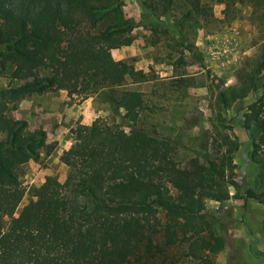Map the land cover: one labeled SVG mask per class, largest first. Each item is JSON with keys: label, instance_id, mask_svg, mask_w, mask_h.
I'll return each mask as SVG.
<instances>
[{"label": "trees", "instance_id": "obj_1", "mask_svg": "<svg viewBox=\"0 0 264 264\" xmlns=\"http://www.w3.org/2000/svg\"><path fill=\"white\" fill-rule=\"evenodd\" d=\"M152 13L206 16L201 0H139ZM121 0H0V264H214L225 238L213 229L206 201L224 202L228 186L243 200L264 204V88L242 112L241 127L258 157L255 179L236 178L239 141L224 132L201 142L184 160L178 144L141 124L150 110L143 68L115 59L134 24L119 14ZM264 57L228 95L227 108L256 91ZM235 87V88H234ZM51 89L87 96L102 92L119 121L96 116L77 123L60 153L63 180L46 175L34 199L17 207L25 186L21 167L46 144L43 128L29 129L12 110L24 97ZM227 120L221 126L229 128ZM242 190V192H240Z\"/></svg>", "mask_w": 264, "mask_h": 264}, {"label": "rangeland", "instance_id": "obj_2", "mask_svg": "<svg viewBox=\"0 0 264 264\" xmlns=\"http://www.w3.org/2000/svg\"><path fill=\"white\" fill-rule=\"evenodd\" d=\"M201 2L210 8L208 15L184 18L179 8L152 13L139 0H121L119 14L134 24V39L111 49V54L115 59H128L153 76L135 85L144 91L150 105L141 119L146 129L174 140L184 160L194 156L195 150L201 151L202 141L219 142L221 133H229L239 141L233 158L235 169L241 167L240 182L250 183L259 161L257 156L254 161L248 159L250 142L240 124L246 103L264 88V70L257 72L256 91L227 108L218 105V94L227 91L228 95L230 86L246 79L264 57V0ZM12 114L25 119L29 129L43 128L46 132V144L38 156L21 167L25 192L16 211L34 199L32 190L46 175L64 179L68 169L59 156L70 145L77 123H90L96 116L119 121L102 92L82 96L68 94L65 89L28 95ZM223 118L229 128L221 126ZM228 202L241 206L234 209ZM206 208L214 217V231L225 238L224 247L212 254L214 264H264L263 203L232 196L222 203L209 199ZM251 252L258 260L252 259Z\"/></svg>", "mask_w": 264, "mask_h": 264}, {"label": "crops", "instance_id": "obj_3", "mask_svg": "<svg viewBox=\"0 0 264 264\" xmlns=\"http://www.w3.org/2000/svg\"><path fill=\"white\" fill-rule=\"evenodd\" d=\"M118 59H120L119 57H118ZM236 163V162H235ZM241 167H238L237 166V170L235 169V171H236V178H237V180L240 182V179H239V174H241L238 170L240 169ZM240 183H242V182H240ZM249 182L247 181V183L246 184H248ZM229 190V193H230V197L228 198V200H230V198H232V194L235 192V189H228ZM237 198H235L234 200H236ZM234 202V201H233ZM228 203H231V204H233V208L234 209H236V208H238V207H240L241 206V204L240 203H238V205H236V207H235V205H234V203H232V202H228ZM257 204H254L253 205V209L254 210H257ZM261 211H263V212H261V217H264V208H261ZM261 219V218H260ZM223 235V234H222ZM250 238H252L251 236H250ZM251 255H252V259H255V260H258V258L257 257H259L257 254H254L253 252H251L250 253Z\"/></svg>", "mask_w": 264, "mask_h": 264}]
</instances>
